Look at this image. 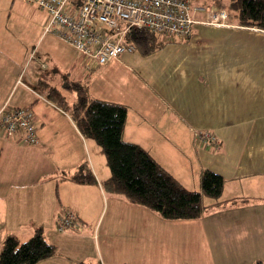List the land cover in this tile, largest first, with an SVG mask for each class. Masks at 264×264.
Returning a JSON list of instances; mask_svg holds the SVG:
<instances>
[{"label":"crops","instance_id":"1","mask_svg":"<svg viewBox=\"0 0 264 264\" xmlns=\"http://www.w3.org/2000/svg\"><path fill=\"white\" fill-rule=\"evenodd\" d=\"M4 7L13 13L6 25L1 23ZM227 12L228 26L198 25L178 46L165 42L150 55L134 51L114 59L128 64L142 87L151 91L116 99L93 86L110 71L113 60L86 70L73 48L44 33V12L23 0H0V108L30 109L37 139L20 143L0 133V248L9 234L24 241L42 229L56 254L37 264H106L97 247L84 242L91 239L85 238L84 227L103 205L115 210L130 202L103 189L109 170L100 148L79 133L68 113L47 100L51 87L74 103L76 94L63 87L67 80L82 84L92 98L124 105L123 139L147 150L172 176H186L189 165L195 176L204 169L219 174L226 205L208 207L192 221L201 218L206 223L209 244L231 245L224 237L232 236L246 252L257 251L264 225V30L241 26L236 12ZM52 36L63 43L59 48H30L36 44L32 38L49 44L55 40ZM169 48L175 49L172 60L165 70L157 68L156 54ZM202 134L208 136L199 137ZM83 163L95 184L61 177ZM202 202L209 206L214 200ZM64 211L72 214L75 228L58 231V216ZM232 217L240 218L234 219L236 225Z\"/></svg>","mask_w":264,"mask_h":264},{"label":"trees","instance_id":"2","mask_svg":"<svg viewBox=\"0 0 264 264\" xmlns=\"http://www.w3.org/2000/svg\"><path fill=\"white\" fill-rule=\"evenodd\" d=\"M217 7L224 8L225 5L220 2ZM225 9L236 12L241 26L264 30V0H228ZM125 40L143 56L155 53L165 45L162 36L143 29H130ZM63 87L76 94L74 103L69 104L65 96L51 87L46 91V98L68 113L79 133L100 148L109 170V177L102 184L106 192L121 195L130 203L145 207L167 220L197 219L208 207L226 205L228 200L222 198L224 179L219 174L202 170L200 191L188 190L147 150L125 141L123 130L127 109L124 105L92 98L86 88L76 82L64 80ZM61 177L77 184H95L86 163L73 173H63ZM204 196L213 199L214 203L205 206L202 202ZM67 213L70 212H61L58 220ZM55 254V246L47 241L42 229H36L24 241H19L13 234L6 236L0 248V264H37ZM253 264H264V261L256 260Z\"/></svg>","mask_w":264,"mask_h":264},{"label":"rangeland","instance_id":"3","mask_svg":"<svg viewBox=\"0 0 264 264\" xmlns=\"http://www.w3.org/2000/svg\"><path fill=\"white\" fill-rule=\"evenodd\" d=\"M200 1V4L206 7L219 9L217 6L220 5V2L225 5L224 8L220 9H225L228 6V0ZM2 11L1 23L6 25L5 23L9 20V17L12 19L13 13L12 10L7 11L5 7ZM229 11L232 12L233 10ZM24 27H27L25 23ZM31 27L37 29V26L33 27L31 25ZM53 38L55 40L50 39L52 42L49 44L47 39L32 38L33 43L36 44H32L33 46L31 45L30 48L33 47L37 50L38 46L43 47L46 44L50 48H59L60 43H63L55 37ZM175 42L176 44H168L171 46L180 44L178 41ZM169 50L170 48L163 49V51L156 54L157 59L154 62L157 63V68L159 66L165 70L167 66L165 63H170L169 61L172 60L175 49ZM73 51L71 52L75 53ZM164 51H166L165 55L162 53ZM125 65L128 64L117 63L113 60L110 63V71L93 82L96 92H106L107 95L103 96L116 99H122L126 95L133 97L144 95L147 89L142 87V82L139 83L137 75ZM126 84L128 87H126ZM71 96L69 95V98ZM104 168L108 169L107 167ZM187 169L188 174L186 176H179L180 172L173 177H176L178 179L176 180L184 188L199 191L200 176H195L193 166L190 168L189 165ZM203 199L206 202L213 200L206 196ZM106 207L105 204L98 211L92 213L91 218L86 222V228L84 227V230H87L85 238L90 236L92 239H86L84 242L91 241L97 247V254L102 255L106 264H253L256 260L264 261V225L261 228L263 232L262 241L261 236L257 238V241H259L257 251L248 253L244 247H240L238 240H235L232 236H229V238L224 237V239H228V244L231 245L223 243L220 246L216 241V243L209 244L206 239L207 225L201 218L194 221H192L193 219L167 220L145 207L130 203H128V207L120 205L115 210L110 209L109 206ZM241 216L243 219L246 217L243 211ZM234 219L237 222L240 218H233L232 224L236 225ZM70 228H75V225ZM214 231L218 233L217 229ZM257 234V227H255L256 237ZM261 242L262 244H260ZM83 248L84 251L88 252L85 245ZM216 249L218 250L216 251Z\"/></svg>","mask_w":264,"mask_h":264},{"label":"built area","instance_id":"4","mask_svg":"<svg viewBox=\"0 0 264 264\" xmlns=\"http://www.w3.org/2000/svg\"><path fill=\"white\" fill-rule=\"evenodd\" d=\"M44 12V33L73 48L87 70L106 65L134 47L125 40L130 29L162 36L164 42L188 40L198 25L228 26L225 9L206 7L200 0H23ZM0 133L20 143H36L30 109L0 108ZM207 134L199 135L206 138ZM73 216L64 214L57 228L73 227Z\"/></svg>","mask_w":264,"mask_h":264}]
</instances>
